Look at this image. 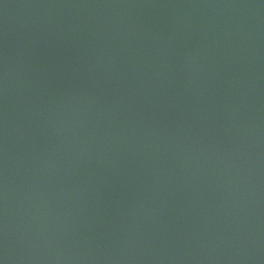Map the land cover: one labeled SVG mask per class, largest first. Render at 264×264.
Here are the masks:
<instances>
[{
	"label": "water",
	"instance_id": "95a60500",
	"mask_svg": "<svg viewBox=\"0 0 264 264\" xmlns=\"http://www.w3.org/2000/svg\"><path fill=\"white\" fill-rule=\"evenodd\" d=\"M0 264H264V0H0Z\"/></svg>",
	"mask_w": 264,
	"mask_h": 264
}]
</instances>
